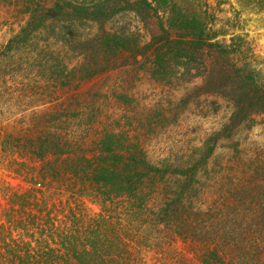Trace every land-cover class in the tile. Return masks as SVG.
Returning a JSON list of instances; mask_svg holds the SVG:
<instances>
[{
    "label": "trees",
    "instance_id": "trees-1",
    "mask_svg": "<svg viewBox=\"0 0 264 264\" xmlns=\"http://www.w3.org/2000/svg\"><path fill=\"white\" fill-rule=\"evenodd\" d=\"M209 2L23 1L27 20L0 49V81L29 80L44 111L0 129V154L24 183L5 189L0 264H146L151 253L163 264H264V166L211 165L218 135L177 154L149 144L182 110L171 91L208 57L205 83L215 69L226 76L230 52L212 43ZM126 14L161 22L162 35L109 26ZM117 72L81 101L86 85ZM145 76L158 87L149 98L135 90ZM250 88L264 103L263 86Z\"/></svg>",
    "mask_w": 264,
    "mask_h": 264
},
{
    "label": "rangeland",
    "instance_id": "rangeland-1",
    "mask_svg": "<svg viewBox=\"0 0 264 264\" xmlns=\"http://www.w3.org/2000/svg\"><path fill=\"white\" fill-rule=\"evenodd\" d=\"M12 1L14 5H9L8 0L0 4V49L19 32L27 20L22 4L24 0ZM209 1L210 10L215 17L212 43H222L225 45L224 50L230 52V55L221 57L228 67L225 70L226 76L220 78L219 71L215 69L205 83L203 67L214 59V56L208 57L205 66L200 68L201 73L195 76L197 79H192L191 83H181L171 91V99L174 101L172 108L175 111L182 110L174 121L167 120L160 124V128L153 134L155 139L149 144L155 149H169L177 154L184 152V149L196 147L198 142L206 141L212 135H218L214 137L218 141V147L211 165H219L227 160L234 162L239 157V163L249 165L257 171L264 166V103L254 102L255 90H244V86L252 83L264 88V0ZM116 25L133 32L139 30L146 39H149V33H163L161 22H140L131 14L117 17L109 26L115 29ZM86 31L89 33V30ZM50 35L47 32L41 37L47 39ZM221 49L212 48L211 51ZM68 52L71 58H75L79 51ZM4 63L2 61L0 66H4ZM121 77L123 76L117 72L110 78H99L94 85H86L81 101H88L92 91H97L103 81L110 82ZM21 82L18 78L11 77L7 81H0V129L2 126H18L21 123L26 127L28 115L44 111L31 96V82ZM153 83L145 76L142 83H136L135 90L140 96L149 98L153 89H158ZM25 84L30 86H26L29 93L24 92ZM31 92L35 93V90L32 89ZM181 100H185V103ZM237 103H241V106L234 110L238 107L235 106ZM5 159L0 154V210L7 206L5 189L16 190L24 186L22 179L16 176L9 161ZM237 177H242L241 171ZM145 261L146 264L164 263L153 253L148 254Z\"/></svg>",
    "mask_w": 264,
    "mask_h": 264
}]
</instances>
